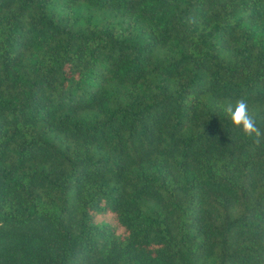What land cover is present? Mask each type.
Instances as JSON below:
<instances>
[{
    "label": "trees",
    "instance_id": "16d2710c",
    "mask_svg": "<svg viewBox=\"0 0 264 264\" xmlns=\"http://www.w3.org/2000/svg\"><path fill=\"white\" fill-rule=\"evenodd\" d=\"M264 0H0V264H264Z\"/></svg>",
    "mask_w": 264,
    "mask_h": 264
},
{
    "label": "clouds",
    "instance_id": "9594fccd",
    "mask_svg": "<svg viewBox=\"0 0 264 264\" xmlns=\"http://www.w3.org/2000/svg\"><path fill=\"white\" fill-rule=\"evenodd\" d=\"M222 111L233 127L244 137L257 144L264 142V129L250 112L247 97H238L234 102L230 100L222 106Z\"/></svg>",
    "mask_w": 264,
    "mask_h": 264
}]
</instances>
